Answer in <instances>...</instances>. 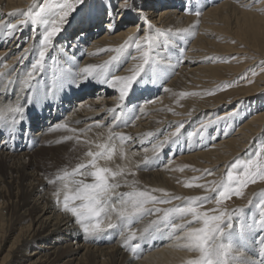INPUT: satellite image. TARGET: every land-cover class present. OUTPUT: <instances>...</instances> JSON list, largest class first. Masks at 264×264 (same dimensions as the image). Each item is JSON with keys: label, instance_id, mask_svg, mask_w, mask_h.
<instances>
[{"label": "bare ground", "instance_id": "bare-ground-1", "mask_svg": "<svg viewBox=\"0 0 264 264\" xmlns=\"http://www.w3.org/2000/svg\"><path fill=\"white\" fill-rule=\"evenodd\" d=\"M39 2L44 0H0V25L18 23L23 19L20 13L30 6L38 10ZM135 3L147 17V22L140 20L135 12L120 11L118 0H111L110 4L108 0L103 3L92 0L93 21L87 28L86 37L80 40L73 38L80 27L81 16L70 14L65 30L57 37L46 58L44 70L36 73L41 91L52 84L54 74L60 75L69 67L68 61L78 69L87 64H103L115 56L117 59L109 66V71L117 75L129 74L128 70L138 62L132 57L140 54L134 45L126 46L122 52L100 50L119 48L128 37L137 34L138 28L147 29L149 23L161 31L171 29L170 46L162 55L174 67L168 70L166 79L149 83L146 88L143 84L134 87L125 101L124 115L115 125L113 114L107 109L116 107L118 91L89 80L80 87H65L49 102L34 99V106L28 108L15 137L9 139L6 133L2 134L0 264H186L195 254L178 246L183 241L166 240L161 245L164 239H169L167 235L157 234L153 239L139 241L141 248L135 257L129 249L121 247L119 227L108 230L110 235H85L71 215L61 211L62 205L55 202L52 193L59 187V182L50 184L48 180L55 179L61 169L71 170L76 163L86 160L85 153L89 149L99 151L96 144L106 141L111 128L113 132L130 136L131 140L124 144V158L120 156V142L115 140L117 152L111 160H99L100 166L113 170L120 166L126 174L129 170L134 172L135 176L127 175L126 178L129 183L135 180L142 189L162 188L180 197L201 196L205 194L203 189L187 188L184 183L201 175L205 179L196 183L218 180L222 176L226 179L232 161L238 157H242L241 161L250 158L263 138L264 48L247 44L242 37L253 34L244 33L246 28L262 29L258 24H264V11H261L264 2L251 8L245 7L251 0H135ZM105 4H108V15H105ZM196 12L201 15L197 16ZM110 16L114 17L111 30L107 26ZM42 31V25L29 24L9 37L7 29L0 27V73L5 74L0 77V93L4 92L3 85L11 80L17 93L23 97L20 81L36 59L35 48L39 46ZM139 36H143V31ZM222 41L229 43L226 45ZM29 45L34 46V51L28 53L22 62L18 61ZM62 47L66 49L63 53L59 51ZM232 55L236 64H233L235 61L224 62ZM53 56L57 58L55 62L50 58ZM253 69L257 73L240 85L244 94L241 98L228 93L209 100L201 98L224 82L240 81ZM11 90L10 87L9 93ZM182 92L197 93L201 101L192 98L194 95L181 96ZM5 99L0 95V102ZM8 99L14 100L15 96L10 95ZM147 100L155 103L145 104ZM38 101L47 106L42 109L40 105V108ZM139 102L144 112L139 111L140 107L137 109ZM48 106L50 109L46 108ZM67 109L69 111L65 114ZM178 123H183L184 127L177 142L165 145L154 157L152 145L175 131ZM58 124L68 127L57 129ZM202 125L208 127L202 128ZM34 127L38 128L36 133H32ZM70 129L78 131L74 133ZM149 132L154 135L148 137ZM67 136L73 139L65 140ZM165 154L169 156L167 160H164ZM145 157L149 158L147 163ZM205 169L213 170L214 174L204 173ZM84 179L93 182L91 177ZM121 184L117 191L130 190L123 186V180ZM261 188L256 185L244 196H234L236 203L225 209L231 212L243 208L244 217L249 222L253 216L258 218L256 205L261 199ZM63 195L62 191L61 201ZM180 204L181 200H173L171 204L154 207L164 209ZM214 207L213 203L204 205L205 209ZM155 218L156 214L146 217L137 223L138 229H143L149 220ZM112 219L118 223L114 214ZM237 219L234 217V223ZM76 241L77 244L81 242L83 248L74 251L72 247ZM154 246L156 251L141 257L156 249ZM259 251V237L256 233L249 234L244 255L259 261Z\"/></svg>", "mask_w": 264, "mask_h": 264}, {"label": "snow or ice", "instance_id": "snow-or-ice-1", "mask_svg": "<svg viewBox=\"0 0 264 264\" xmlns=\"http://www.w3.org/2000/svg\"><path fill=\"white\" fill-rule=\"evenodd\" d=\"M261 2L264 0H251V3L246 4L245 7L251 8ZM110 3L111 0H108V4ZM108 4L103 5L105 15L109 14ZM118 6L120 11L135 12L140 20L147 22V17L142 10L137 8L135 0H118ZM73 13L81 16L80 27L73 38L80 40L86 37L87 28L93 21L92 0H44L38 10H34L30 6L27 11L21 12L20 15L23 16V19H20L18 23L0 25L7 29L9 37L14 36L18 30L29 24L43 26L39 46L35 48L36 59L26 76L20 81V91L24 93L23 97L17 93L13 86L14 81L9 80L7 84L3 85L4 92L0 95L5 96L6 99L0 102V140L4 139L3 133H6L9 139L15 137L28 108L34 106V99L49 102L55 99L58 92H63L65 87H80L82 83L89 80H95L101 85H107L118 91L116 107L107 109L113 114L112 121L115 125L121 121L126 106L125 101L133 92L134 87L143 84L146 88L149 83L156 84L159 80L166 79L169 75L168 70L174 67L171 61L166 60L162 55L170 46L171 29L167 32L161 31L158 28L154 29L149 23L147 29L138 28L137 34L128 37L119 48L100 50L122 52L126 46L134 45L140 54L132 57L138 62L128 70L129 74L117 75L109 71V66L117 59L115 56L103 64H87L78 69H75V65L68 61L69 67L64 69L60 75L54 74L52 84L41 91L36 73L44 70L50 50L54 48L57 37L65 30L69 15ZM116 14L118 15L119 12ZM11 15H15V13ZM196 15L200 16L201 13L196 12ZM107 26L109 30L113 29L114 17H109ZM140 31H143L142 37L139 36ZM161 38H163L162 49ZM33 51L34 46L29 45L18 57V61L22 62L27 54ZM59 51L63 53L66 49L62 47ZM50 58L54 62L57 59L54 56ZM4 66L7 67V65ZM4 75V73H0V77ZM228 86L223 85V87ZM10 87L11 93H9ZM10 95H14L15 99H8ZM180 95H197V93L182 92ZM152 103L155 101H145V104ZM139 111L144 112V107L141 106ZM67 127L63 124L56 125L57 129H67ZM183 127V123H178L175 131L165 136L164 140L154 143L152 145L153 156H158L165 145L176 143ZM201 127L205 128L208 125ZM70 131L75 133L78 130L70 129ZM153 135L152 132L147 133L148 137ZM64 139L71 140L73 137L67 136ZM77 140H79L78 137ZM115 140H119L120 156L124 158V144L131 140V137L124 133L113 132L109 128L106 141L96 144L99 151L89 149L85 153L86 160L76 163L71 170L61 169L55 179L48 180L50 184L59 182V187L52 193L56 198L55 202L62 205L61 211L70 214L85 235L96 236L119 227V235L122 239L121 247L129 249L134 257L137 256L138 250L141 248L139 241L153 239L157 234H160L167 235L169 239L183 241L178 246L195 254L194 258L186 261V264H264V192L260 193L261 199L256 205L259 210L258 218L253 216L250 222L246 221L243 208H236L230 212L221 207L232 196L241 197L249 184L264 181V144L259 146L252 158L244 161L237 159L235 163L231 164V170L227 171L226 179L222 176L218 180L196 183V181L205 179L204 175H201L192 177L190 182L184 183L187 188L203 189L204 195L180 197L173 196L162 188L142 189L137 186L135 180L129 183L127 175L135 176V173L129 170L126 174L123 167L117 166L113 170L107 166H100L99 160H111L117 152ZM85 143H91V141H85ZM148 159L145 157V163ZM237 167L241 168L239 172L235 171ZM203 172L208 175L214 174L211 169H205ZM87 177H91L93 182H86L84 178ZM121 180H123V186L130 188L129 191H117L122 186ZM62 191L64 195L61 201ZM155 193H160V195ZM173 200H181L182 204L164 209L154 207L157 204H171ZM206 203H213L216 207L205 209ZM113 214L118 223L113 222ZM154 214H156V218L149 220L143 229H133L134 223H139ZM234 217H238L235 223ZM105 221H107L106 227L104 226ZM251 233H256L259 237L260 251L258 254L261 257L259 261L244 255ZM133 241L136 243H132Z\"/></svg>", "mask_w": 264, "mask_h": 264}, {"label": "rangeland", "instance_id": "rangeland-1", "mask_svg": "<svg viewBox=\"0 0 264 264\" xmlns=\"http://www.w3.org/2000/svg\"><path fill=\"white\" fill-rule=\"evenodd\" d=\"M40 4H42L41 2H39L38 3V6L40 5ZM117 13V12H116ZM117 15V14H116ZM106 20V19H105ZM134 21V20H133ZM105 22V21H104ZM258 25H260V27L262 28V29H260V28H258L257 27V30H250V27L249 28H246V29H244V30H247V31H245L244 33H247V32H251V33H253L252 35H245L244 37H242V38H244V42H246L247 44H251V45H254V46H258V47H262V48H264V29H263V27H264V24H258ZM252 28V27H251ZM244 30H242V32L244 31ZM221 43H223V44H228L229 42L228 41H222ZM236 45V44H235ZM235 59L236 58H234V56L232 55L231 57H229V58H225L224 59V62H227V63H230L231 61V63H233L234 61H235ZM233 64H236V61L233 63ZM263 65V68H264V62L262 63ZM255 69L257 70V67H255ZM255 69H253V71H250L246 76H244L242 79H240V81H231L230 83H226V82H224V83H222V84H220L219 86H217V88H214L213 89V92H210V93H214V94H209V93H207V95H205L204 97H201V96H196V95H194V96H192V98H198L200 101H201V98H205L206 100H209V99H211V98H213V97H215V96H222V95H227L226 93H228V94H231V95H233V96H236V97H238V98H241L244 94H243V92H242V89H241V84L246 80V79H248L252 74H255V73H257V71L255 70ZM256 71V72H255ZM252 83V82H251ZM162 84H163V82H162ZM250 84V83H249ZM223 85H229L228 87H223ZM239 88V89H238ZM201 97V98H200ZM76 101L77 100H75L74 101V104H76ZM40 105H42V109H44V105H46L45 103H43V104H39V101H38V106L41 108V106ZM47 106V105H46ZM140 107V102L138 103V105H137V109ZM46 108H49V106L48 107H46ZM50 109V108H49ZM69 110L67 109L66 111H65V114H67V112H68ZM62 117H64V114L62 115ZM54 120L55 119H53L52 121L54 122ZM50 126H52L53 125V123L52 124H49ZM49 126V127H50ZM37 130H38V128H36V127H34V129L32 130V133H34V131H35V133L37 132ZM35 135V134H34ZM261 144H264V136H263V138H261L260 139V141L258 142V145H257V147L251 152V154H250V158H252L253 156H254V154H255V152L258 150V148H259V146L261 145ZM169 154V153H168ZM168 154H165L164 155V160L166 159H168L169 158V156H168ZM171 157V156H170ZM250 158H248V159H250ZM238 160H240L241 161V159H242V157H238L237 158ZM236 159V160H237ZM236 160L235 161H232V164L233 163H235L236 162ZM241 170V168L240 167H237L236 169H235V171H237V172H239ZM256 185H258L261 189V191H263L264 192V181H258V182H256V183H254V184H249L245 189H244V192H243V195L242 196H244L245 195V193H247L249 190H251L252 189V187H255ZM241 196V197H242ZM237 199V198H236ZM236 199H234V196H232L231 197V199H228V200H226L222 205H221V207L222 208H227V207H230L233 203H236ZM47 227V226H46ZM132 227H133V229H135V228H137V230H139L138 228H139V224H137V223H134L133 225H132ZM108 231V230H107ZM106 231V232H107ZM110 235V233H103V235ZM171 241L172 239H164V241L161 243V245L162 244H164L165 243V241ZM166 241V242H167ZM157 247L159 246V245H156ZM156 246H154L156 249H154L153 251H150V252H147V253H144L141 257H145L148 253H151V252H154V251H156L157 250V247ZM153 247V248H154ZM79 248H83V244L80 242L79 244H77V241H76V244H73V247H72V249L74 250V251H77ZM149 248V247H148ZM82 252H83V250H82Z\"/></svg>", "mask_w": 264, "mask_h": 264}]
</instances>
